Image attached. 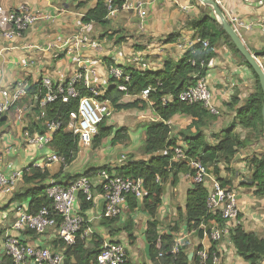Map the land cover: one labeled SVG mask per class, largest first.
I'll return each mask as SVG.
<instances>
[{
    "label": "crops",
    "instance_id": "obj_1",
    "mask_svg": "<svg viewBox=\"0 0 264 264\" xmlns=\"http://www.w3.org/2000/svg\"><path fill=\"white\" fill-rule=\"evenodd\" d=\"M109 2L108 0H106ZM143 4L147 16L140 18L136 11H124L115 8L110 12L107 23L102 26L97 23L86 24L83 18L93 9L98 0H0V8L5 13L28 8L31 11H41L51 15L48 20H41L28 27L21 35L13 39H0V88L10 89L17 82H25L28 88L51 78L55 84L67 82L76 71L85 64L94 71L91 82L94 87L105 95L109 88V68L140 69L157 71L162 69L167 61L177 62L197 38V32L192 22L206 15V6L198 0H132ZM224 13H233L251 29H242L240 36L246 47L258 56L264 67V0H221ZM214 16V14H212ZM7 29L3 15L0 16V32ZM176 39L171 42L172 38ZM79 43V44H78ZM78 44V45H77ZM34 62L29 67L23 64ZM213 93V102L222 110L219 120L209 124L207 132L215 133L227 127L234 117V112L227 109L233 96L245 101L254 91L255 78L252 72L241 63L234 52L221 42L216 47V57L210 62L206 76ZM129 100V97L126 98ZM36 100L28 95L19 107L24 112L20 116L18 109H13L0 118V174L7 178L21 173L22 177L7 187L0 186V264L6 255L3 249V238L15 218V204H28L27 200L17 199L28 189L25 174L30 168L48 171L50 181L61 184L69 178L95 176L93 169L109 166L115 169L123 165L130 157L143 159L142 148L146 139V126L156 120L151 108L145 111L129 110L115 113L109 124L116 130L127 129V139L113 144V137L105 140L98 148L93 144L84 148L79 144L73 163L62 171L59 163H47L45 154H51L49 149L41 150L37 144L25 141L23 132L34 128L38 118L34 114ZM228 113V114H227ZM227 115L224 119L223 117ZM223 120H221V118ZM228 119V120H225ZM189 119L176 116L171 127L176 134L188 123ZM226 124V126L224 125ZM239 132L242 129H238ZM39 133L37 131H34ZM247 134L241 132L242 136ZM251 147L240 150L229 166L220 165L222 178H227L233 185L237 195L239 225L248 232H253L264 238V198L255 195V189L249 188L248 179L251 171L245 163V158L252 155ZM40 166V167H39ZM230 169V171L226 170ZM29 170V171H28ZM88 174V175H86ZM59 177L53 179L54 176ZM49 183V181H48ZM192 187L190 175H184L176 187L168 185L159 211L162 231L170 232L180 224V210L186 205L187 192ZM98 207L86 212L88 218L102 211L104 201L102 196L96 198ZM77 205L80 207V196ZM126 210L121 217L122 222L128 219ZM135 222V245H130L128 233L125 230L117 235L116 241L122 243L127 254L136 264H151L145 254V231L149 217L143 212L133 214ZM97 231L106 237V229L96 225ZM176 242H189L192 251L190 258L199 245L207 246V238L200 240L196 233L188 232L185 224L174 233ZM55 233L48 231L43 235L26 234L22 236L25 243L31 245L56 248ZM224 255L225 264H249L237 256L230 243H226ZM143 250V255L141 253Z\"/></svg>",
    "mask_w": 264,
    "mask_h": 264
},
{
    "label": "trees",
    "instance_id": "obj_2",
    "mask_svg": "<svg viewBox=\"0 0 264 264\" xmlns=\"http://www.w3.org/2000/svg\"><path fill=\"white\" fill-rule=\"evenodd\" d=\"M123 4L124 0H113L111 4H108L106 0H98L96 6L83 18V22L105 26L110 14L109 7L121 8ZM208 9L209 14L192 22L200 42L191 46L180 60L177 62L167 61L163 64L162 69L157 71L123 69L129 74V81L111 78L107 92L98 98L102 102H108L116 113L135 109L145 111L151 108L156 116V120L145 128L143 159L130 157L118 168L111 169L109 166H102L92 170L95 174L99 169H106L122 177L143 180L146 195L141 203L133 196L128 197L126 210L128 219L125 222H122L121 217L104 219L101 226L113 239L125 230L129 235V244L135 245L138 238L134 233L135 222L132 217L138 211L143 212L149 217L145 238L146 243L151 247L150 258H148L151 264H214L213 259L218 255V243L212 242L209 237L212 228L211 221L214 220L220 227H224L225 222L221 219L220 214L209 213L207 208L209 188L205 184L194 181L191 164L200 162L208 167L223 189L234 191L231 181L222 178L223 169L220 165L229 166L240 150L248 148L254 139L264 138L262 116L264 94L259 79L216 21L212 15L213 10ZM175 39L176 37L170 41L173 42ZM204 41L209 42L208 47H204ZM221 42H224L238 56L241 63L252 72L255 86L254 91L243 103L238 96L232 97L227 106L228 111L234 112L232 121L226 128L209 134L207 132L209 124L219 120V117L211 114L202 104L185 103L179 97L183 91L207 76L210 62L216 57V47ZM260 55H264V51ZM121 87H124L125 90H122ZM77 90L79 97L70 99L68 103L58 100L48 104L44 110L41 109L39 102H35V116L39 118L42 112L45 113V116L44 120H38L39 122L34 124V128H29V130L32 133L34 131L44 133V121H62L66 126L70 114L78 112L80 98L93 96L83 85L77 86ZM145 91H148V100L141 98ZM46 93L47 90L43 87L42 82L28 88V94L34 99L35 97L42 99ZM128 97L129 100H126ZM165 98L169 101L164 105ZM176 116L187 117L189 121L175 134L171 122ZM238 129H242L241 132L246 131L247 134L242 136ZM111 137L114 138L112 140L114 145L121 143L127 139V129L116 130L105 120L100 124L98 134L93 139V147H100L105 140ZM179 141L186 144L184 147L186 158L182 161H173V149ZM51 147L65 158V165L70 166L78 152L79 140L71 132L62 128L55 133ZM245 163L252 172L247 185L249 188L255 189L256 196L264 198V154L254 153L245 158ZM64 168L65 166L62 165L61 172ZM226 170L230 171L228 168ZM184 175H190L192 187L187 192L185 208L180 210L178 222L180 224L176 229L172 228L170 232H163L159 211L163 205L166 188L168 185L176 187ZM24 177L28 189L23 195L16 198L27 200L28 212L35 215L44 207L51 208L52 200L47 192L48 181L51 179L49 172L32 166ZM58 177L56 175L53 179ZM72 179L77 178H69L68 181ZM92 209L93 204L87 202L86 198L80 195V214L85 220L89 219L86 212ZM181 224L186 225L188 232L196 233L200 240L205 238L209 240L207 246L199 245L196 248L192 259L190 258L192 251L189 249V242L181 244L177 255L172 254V249L176 244L174 233L179 230ZM29 234H33V232ZM56 240L59 243L56 242L55 247L65 249L64 264H97V255L103 242L100 235L88 240L78 238L76 244L71 247H67L61 240ZM114 240L116 241V239ZM225 242L230 243L237 256L247 263L264 264V238L246 231L242 225L231 229ZM60 249H54V251ZM203 249H206L208 254L205 262L197 254ZM2 264H14L13 259L5 255ZM124 264L136 263L128 255Z\"/></svg>",
    "mask_w": 264,
    "mask_h": 264
},
{
    "label": "built area",
    "instance_id": "obj_3",
    "mask_svg": "<svg viewBox=\"0 0 264 264\" xmlns=\"http://www.w3.org/2000/svg\"><path fill=\"white\" fill-rule=\"evenodd\" d=\"M108 1V4L113 2V0ZM214 1L221 7V0ZM109 9L110 12H113L115 8L110 6ZM121 9L127 12L136 11L139 17L143 19L147 16V12L143 9V4L132 0H124ZM1 15L4 17V24L7 29L0 32V39L9 40L15 36H21L30 25L51 18V15L47 13L34 12L23 7L18 11L9 13H5L0 8ZM225 15L238 34H240L242 29H251L250 25L244 24L235 14L226 13ZM198 42H200L199 38L190 44L189 48ZM203 45L208 47L209 42L204 41ZM33 64L34 62H29L23 64V66L27 68ZM93 74L94 71L83 64L67 82L55 84L51 78L42 79V85L47 90V93L42 99L35 97V100L40 103V107L43 110L48 104L58 100L68 103L70 99L79 97L77 90L79 85H83L93 94V96L80 98L78 112L70 114L69 122L66 126L62 121H44V133H32L29 129L23 132L27 143L37 144L41 150L49 149L52 152L44 155L47 163H59L65 166L64 169L68 167L65 165V158L51 147L53 137L57 131L65 128L66 131L78 137L79 144L84 148H90L94 137L98 134L100 124L105 120L111 121L115 115L116 112L108 102H102L98 99L102 94L91 82V75ZM109 77L124 81H129L130 79L129 74L118 67L109 68ZM121 89L125 90L124 87H121ZM28 95V85L22 81L15 83L10 89L0 88V118L13 109H18V113L22 116L24 110L19 107V104ZM148 95V91H145L141 98L148 100ZM179 98L182 102L189 104L200 103L215 116L222 115V110L214 105L213 93L206 77L201 78L194 86L183 91ZM168 101L169 99L165 98L163 104H167ZM44 116L45 113L42 112L41 116L37 118L38 120H44ZM184 147H186V144L183 141H179L178 145L173 149V161H182L186 158ZM191 168L194 173V181L199 184H205L209 188L207 199L209 213L212 215L220 214L221 219L225 222V226L220 227L214 220L211 221L212 228L209 236L212 242L218 243V255L213 259V263L225 264V239L228 238L230 230L239 225L237 195L234 191L223 189L210 169L200 162H193ZM21 177V173H16L11 178L0 174V186H10ZM93 178L95 179L92 180L91 177L84 176L63 184L54 180L49 181L47 192L52 200V207H44L35 215L28 212V204H15V218L3 238L4 252L13 259L14 264H64L65 249L54 251L48 246H35L22 240V236L30 232L40 236L48 231H53L56 238L63 241L67 247L75 245L78 238L88 240L100 235L103 242L97 255V264H124L128 256L126 247L122 243L116 242L109 234L106 237L101 235L97 231L96 225H99L104 219L122 217L127 208L129 196L135 197L141 203L146 195L143 180L122 177L106 169L97 170ZM80 195L84 196L87 202L93 204V209L98 207L96 198L102 196L104 209L94 217L85 220L80 214V207L77 205L78 196ZM203 228L205 227L203 226ZM180 247L181 242H176L172 249V254L177 255ZM197 254L203 262L208 258L206 249L199 251Z\"/></svg>",
    "mask_w": 264,
    "mask_h": 264
},
{
    "label": "water",
    "instance_id": "obj_4",
    "mask_svg": "<svg viewBox=\"0 0 264 264\" xmlns=\"http://www.w3.org/2000/svg\"><path fill=\"white\" fill-rule=\"evenodd\" d=\"M201 4L204 6L211 8L213 10L214 17L216 21L220 24V26L223 28V30L226 32V34L230 37L236 48L238 49L239 53L242 55V57L245 58L249 66L253 69L256 76L259 79L260 86L262 88L263 94H264V67L262 66L261 62L258 59V56L254 53H252L244 44L240 34H238L234 28L229 23L224 11L220 7V5L215 2L214 0H198ZM262 116H263V122H264V104L262 109ZM104 208V205H103ZM146 240V238L144 237ZM150 245L147 244L145 248V254L147 258H150Z\"/></svg>",
    "mask_w": 264,
    "mask_h": 264
},
{
    "label": "rangeland",
    "instance_id": "obj_5",
    "mask_svg": "<svg viewBox=\"0 0 264 264\" xmlns=\"http://www.w3.org/2000/svg\"><path fill=\"white\" fill-rule=\"evenodd\" d=\"M210 13V11H209V9H205V14H209ZM254 86H255V82H254V84H253ZM228 114V113H227ZM227 115H225L224 117H223V119L226 117ZM221 118V120H223L222 119V117H220ZM225 120H228V119H225ZM225 126H226V124H224ZM226 128V127H225ZM224 129V128H223ZM222 130V129H221ZM250 149H251V152H252V154H254V153H259V154H264V138H258V139H254V141H252V144L250 145ZM141 253H142V255H143V250H141Z\"/></svg>",
    "mask_w": 264,
    "mask_h": 264
}]
</instances>
